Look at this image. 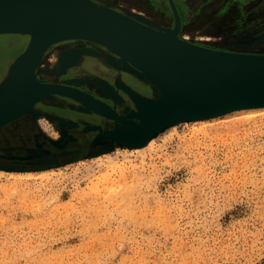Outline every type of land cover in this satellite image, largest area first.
<instances>
[{
  "label": "clouds",
  "instance_id": "clouds-1",
  "mask_svg": "<svg viewBox=\"0 0 264 264\" xmlns=\"http://www.w3.org/2000/svg\"><path fill=\"white\" fill-rule=\"evenodd\" d=\"M0 264H264V107L0 170Z\"/></svg>",
  "mask_w": 264,
  "mask_h": 264
},
{
  "label": "water",
  "instance_id": "water-1",
  "mask_svg": "<svg viewBox=\"0 0 264 264\" xmlns=\"http://www.w3.org/2000/svg\"><path fill=\"white\" fill-rule=\"evenodd\" d=\"M168 1L175 14L173 27L97 0H0V33L29 36L27 45L0 80V124L24 112L36 113L33 106L37 100L59 95L76 100L85 112L115 122L106 130L83 119L61 117V124L78 127L81 122L85 128L98 129L100 137L141 145L175 122L264 102V52L221 49L178 36L180 20L173 0ZM66 39L95 42L117 56L101 54L106 62L150 85L153 96H146L115 77L114 85L134 105L127 116L136 120L118 114L112 106L76 87L36 77L46 50ZM67 49L60 52L51 71L65 72L82 54H98L88 47ZM96 82L117 100L104 81ZM158 90L160 93H156Z\"/></svg>",
  "mask_w": 264,
  "mask_h": 264
},
{
  "label": "rangeland",
  "instance_id": "rangeland-1",
  "mask_svg": "<svg viewBox=\"0 0 264 264\" xmlns=\"http://www.w3.org/2000/svg\"><path fill=\"white\" fill-rule=\"evenodd\" d=\"M227 1L230 0H213L210 4L214 5L218 3V5L213 7L215 10L212 14L209 13L207 16L197 14L194 19L183 26L181 32L178 33V36L199 44H207V46L224 47V49L233 48L237 49V51L244 52L263 53L261 51H264V34L259 33V35H255L253 30L255 29L254 26L260 27L261 25H264V4L250 6L244 10L246 15H242L245 19L242 22L241 28H227L229 22L223 23L222 26L219 25L221 27L218 26V28L217 24H215V13H218ZM120 2L121 5L119 6H125L130 9H128L129 11H133L138 14L146 13L147 15L152 16V18H154V20L162 26H165L164 24H168L165 18H158V16L153 15L152 12H147L145 9H148V7L147 5H144L141 0H121ZM239 13L240 12H238V14ZM258 17H260V20L255 21L254 19H257ZM28 39L29 38L23 34L0 33V80L6 74L9 64L19 53L23 51L28 43ZM66 45L67 43H57L55 45H51L46 50L36 71L37 78L41 80L52 76L61 80H68L72 83L86 85L88 87L94 86V88H98L97 92L109 98L114 106L123 105L125 100L123 94L121 93L123 91L115 85L116 89H113L107 81L98 77L82 75L73 76L74 74H78L77 72L80 70L78 64L79 61L86 56H96L107 65L117 69L102 58L101 50L104 51V48L100 45L98 46H100L101 50H95L98 54H82L76 62L66 68L65 72H62L59 69L51 71L56 67V63L60 55L58 53L59 49L61 47H63L62 49L67 48ZM117 71L128 72L121 69H117ZM96 80L104 81L111 88V90L115 92L117 100H115L113 96L106 94L102 87L97 84ZM134 84L136 85L137 83L134 82ZM141 88L145 92L151 91L152 93L150 85L148 89L143 86ZM56 97L67 98L68 100L66 103H63V101L57 102L55 100ZM56 105L66 106L67 109L56 110V108H54ZM33 107L36 110V113L24 112L17 117L0 124V164L13 166V168L10 169L0 167V170H40L55 166L59 163H67L85 157L96 156L103 152L112 150L116 145L134 147L132 145H124L117 141H113L109 137H100L98 129L85 128V124L81 122H78V127L65 126L61 124L59 121L61 117H68L77 121L83 119L89 124L93 123L91 119L92 116L96 114L85 112L80 103L74 99L59 95H47L42 99L37 100ZM133 108L129 109L128 106H125L123 110L128 113ZM125 117L131 120H136L134 116ZM40 119L47 120L53 126L54 130L59 132V140L51 139L44 131H42L38 124ZM180 122L185 121H178L168 125L155 133L151 138L155 137L168 127ZM100 127L101 126H99V128ZM102 129L106 130L107 128ZM148 141L138 146L146 145Z\"/></svg>",
  "mask_w": 264,
  "mask_h": 264
},
{
  "label": "flooded vegetation",
  "instance_id": "flooded-vegetation-1",
  "mask_svg": "<svg viewBox=\"0 0 264 264\" xmlns=\"http://www.w3.org/2000/svg\"><path fill=\"white\" fill-rule=\"evenodd\" d=\"M100 2H105L111 5H121V0H97ZM133 1V0H132ZM144 5H147L148 9H145L147 12H152L153 15L158 16V17H162L165 18L167 20V25L164 24L165 26L168 27H172L174 24V20H175V14L173 12V10L171 9V6L169 4L168 0H141ZM174 5L176 7L177 10V15L179 17L180 20V25H179V31L181 32L182 28L184 25H186V23H188L189 21H191L192 19H194V17L198 14V15H202V11H203V6L207 5V3H211L213 2V0H173ZM232 1H227L224 5L223 8H221L219 10L218 13H215V24H217V27L219 25L222 26L223 23H228L227 28H233V27H237V29L241 28L242 26V22L245 19L243 16H245V12L244 10L247 9H243L238 14V12H230L229 10H231V4ZM238 14V16H237ZM243 15V16H242ZM237 16V17H236ZM264 16V15H263ZM156 19V18H155ZM255 21H259L260 17H258L257 19H254ZM221 21V22H220ZM258 25V24H257ZM219 26V27H221ZM218 27V28H219ZM254 30L253 32H255V35L259 33L260 34H264V25H261L260 27L258 26H254ZM57 43H67V47H77V46H81V45H90L88 43H85L83 41H80L78 39H68V40H62L60 42ZM55 43V44H57ZM54 44V45H55ZM207 45V44H204ZM95 47L100 51V46H96ZM217 48H223L224 47H217ZM225 49H230V50H236L237 49H233V48H225ZM103 51V50H101ZM264 52V51H261ZM79 72H77L78 74H74L75 75H82V76H89V77H98L101 78L105 81L108 82L109 85L112 86L113 89H116V87L114 86V80L115 77L121 79L122 81H124L126 84H128L130 87H132L133 89L137 90L139 93H141L142 95H146V96H153V94L148 91H144L142 90V86L146 87L147 89L149 88V85L144 83L142 80L138 79L135 75H133L130 72H122V71H117V69H114L113 67L107 65L106 63H104L103 61L100 60V58L96 57V56H91L88 57L86 56L85 58L81 59L79 61ZM81 73V74H79ZM41 81H45V82H55V83H62V84H66V85H71L73 87H76L77 89L87 93L88 95L97 98L103 102H105L106 104L112 106L114 108V110L123 116H127V112L124 111V107L128 106L129 109L133 108L134 105L132 103V101L123 93L124 96V104L123 105H115L112 103V101L105 97L102 94H99L98 88H94L93 87H88L86 85H80L78 83H72L69 82L68 80H61L52 76H49L48 78H44L41 79ZM137 83L136 85L134 84ZM55 100L57 102L63 101V103L67 102V98H62V97H56ZM62 105H56L54 108H56V110H62V109H67L66 106H62ZM49 108H53V107H49ZM58 108V109H57ZM91 121L93 122L92 124L95 125H99L101 126V128H112L114 126V120L112 118H107V117H103L100 116L98 114L93 115Z\"/></svg>",
  "mask_w": 264,
  "mask_h": 264
},
{
  "label": "bare ground",
  "instance_id": "bare-ground-1",
  "mask_svg": "<svg viewBox=\"0 0 264 264\" xmlns=\"http://www.w3.org/2000/svg\"><path fill=\"white\" fill-rule=\"evenodd\" d=\"M123 7H125V6H123ZM125 8H127V7H125ZM127 9H129V8H127ZM130 10V9H129ZM142 17H144L145 19H147V20H150L151 22H154V23H157V24H160V23H158L156 20H154V18H152V16H149V15H147L146 13H139ZM159 18V17H158ZM163 21V20H162ZM178 33H180V31L178 32ZM66 40H68V39H66ZM78 40H80V41H83V42H85V43H88V44H90V45H81V46H77V47H67V48H71V50L73 49V48H79V47H87V46H90V47H88V48H91V49H93V50H98L96 47H95V45L96 46H98V44H96L95 42H92V41H90V40H86V39H78ZM60 42V41H59ZM57 43V42H56ZM55 44V43H54ZM60 48V47H59ZM58 48V49H59ZM63 47H61L60 49H59V51H58V53L60 54V52H63V51H65V49H67V48H65V49H62ZM67 50H69V49H67ZM70 54H71V51H70ZM101 54H104V55H106V56H111V57H116L117 58V56H115L114 54H112L111 52H109V51H107L106 49H104V51H102L101 52ZM65 55H68V52H66L65 53ZM38 69V68H37ZM132 74H134V73H132ZM36 75H37V72H36ZM135 75V74H134ZM37 77V76H36ZM138 78V77H137ZM138 79H140V78H138ZM140 80H142V79H140ZM98 81V80H97ZM144 83H146L145 82V80H142ZM148 82V81H147ZM98 84V83H97ZM147 84V83H146ZM157 90V89H156ZM156 93H160V91L158 90V92H156ZM53 96H55V95H53ZM256 107H264V102H262V103H255V104H245V105H240V106H236V107H232V108H228V109H226V110H224V111H222V112H220V113H217V114H212V115H208L207 117H194L193 119H191V120H199V119H205V118H210V117H213V116H216V115H220V114H224V113H227V112H230V111H233V110H238V109H242V108H256ZM184 121H186V120H184ZM150 139V138H149ZM148 139V140H149ZM147 140V141H148ZM124 145H127V144H124ZM132 146H136V147H140V146H138V145H132Z\"/></svg>",
  "mask_w": 264,
  "mask_h": 264
},
{
  "label": "crops",
  "instance_id": "crops-1",
  "mask_svg": "<svg viewBox=\"0 0 264 264\" xmlns=\"http://www.w3.org/2000/svg\"><path fill=\"white\" fill-rule=\"evenodd\" d=\"M232 1L231 10H229L230 12H238L241 11L245 8H248L250 6H254L257 4H264V0H230ZM218 5V3L212 5L210 3H207V5L203 6V11H202V16H207L209 13L212 14V12L215 10L213 7ZM209 6V7H207ZM207 7V8H206ZM21 34V33H18ZM25 36H27L29 38V36L27 34H23Z\"/></svg>",
  "mask_w": 264,
  "mask_h": 264
}]
</instances>
